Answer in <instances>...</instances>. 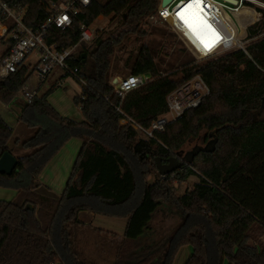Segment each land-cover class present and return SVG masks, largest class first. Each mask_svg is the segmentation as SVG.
<instances>
[{"label":"trees","instance_id":"16d2710c","mask_svg":"<svg viewBox=\"0 0 264 264\" xmlns=\"http://www.w3.org/2000/svg\"><path fill=\"white\" fill-rule=\"evenodd\" d=\"M23 2L28 6V26L38 27L50 15L45 0ZM159 2L93 0L87 7L78 5L69 27L49 29L46 41L62 50L76 45L82 25L91 26L100 16L121 15L127 25L116 35H100L91 45L83 46L81 53H88L87 60L77 52L69 59L66 75L72 73L78 80L88 81L83 84V93L75 97L83 120L62 116L49 102L48 94L35 97L27 102L21 119L37 128L36 135L10 143L14 128L0 113V156L6 151L13 154L19 147L32 150L17 156L13 174H0V181L14 179L16 190L12 200L0 199V264H69L63 253L67 242L63 241L62 249L57 247L55 227L59 225L64 236L69 225L79 223L80 211L107 214L82 202L88 196L96 198L102 208L133 205L116 264H175L180 248L188 245L192 252L184 264H264V240H259V235H264V37L248 44V53L233 50L204 61L182 59L186 46L175 50L168 61L166 56L159 58L148 44L129 56L125 60L131 66L129 73L152 75L122 101L125 112L144 126L168 111L167 94L193 75L201 74L210 87L200 106L169 122L156 138L137 142L134 130L120 124V114L105 99L109 95L111 102H121L114 96L110 81L111 70L120 61L115 47L131 32L142 30L140 24L148 23ZM260 11L262 18L248 28V38L264 33V10ZM5 42L7 49L0 59L13 44ZM28 72L22 64L18 71L0 78L1 103L10 104L17 97ZM29 111L36 115L27 114ZM202 132L211 150L201 151L182 168L148 181L157 169L158 157L167 161L179 155L184 145ZM71 137L81 139L82 145L65 189L57 197L39 177ZM115 144L131 151L140 163L144 185L134 200L137 176ZM191 176L198 181L178 193L173 181L185 182ZM39 208L51 211V216L42 221ZM158 211L167 213L166 218L181 219L173 234L158 237L151 225ZM74 264L84 263L75 260Z\"/></svg>","mask_w":264,"mask_h":264},{"label":"built area","instance_id":"2783aa9c","mask_svg":"<svg viewBox=\"0 0 264 264\" xmlns=\"http://www.w3.org/2000/svg\"><path fill=\"white\" fill-rule=\"evenodd\" d=\"M45 1L49 7L50 15L38 27H31L25 22L28 6L24 4L23 0H0V27L2 29L0 31V43L3 45V49L0 50V56L6 52L7 43L5 41H13L10 52L0 59V78H7L11 73L18 71L22 64L26 65L29 68L27 81L17 96H24L28 103L37 97L40 83L45 82L56 68H60L65 72L70 71L69 59L71 56L77 52L82 44H91L96 39L95 32L89 26L82 25L81 39L76 45L60 50L56 44L48 43L46 35L51 27L56 26L61 29L69 27L72 23V14L78 12V5L81 4L87 7L93 0ZM258 1L205 0V3L209 6L205 7L203 12L209 22L213 24L219 36L216 41H213L209 35L205 36L204 40L211 45L210 48H205L204 45L201 46L176 16V12L185 0H171L166 5L160 0L156 11L148 19L168 23L198 59L214 58L233 50H243L248 53V45L245 44L248 38V28L255 24L260 19V16L256 20L251 15L247 17L252 20L246 24L247 35L244 37L237 36L235 24L240 23L242 18L239 13L240 8L242 6H251L255 9ZM164 12H167L168 15H163L162 13ZM257 38L255 37L254 39ZM34 51H37V57L31 59L29 64L26 63L25 61ZM160 73L164 74L162 71ZM33 74L37 77V84H32L29 81ZM151 79L152 75L149 72L129 73L125 76H118L111 84L113 85L114 96L119 98L121 102H111V97L105 95V99L111 104L115 112L120 114V124L129 126L134 130L137 142L156 138V133L164 131L169 122L176 120L187 110L200 106L203 99L210 93V87L202 75H193L167 94L168 111L155 118L147 127L125 112L122 107V101L130 92L137 90ZM80 80L85 83L83 79Z\"/></svg>","mask_w":264,"mask_h":264},{"label":"rangeland","instance_id":"374dc122","mask_svg":"<svg viewBox=\"0 0 264 264\" xmlns=\"http://www.w3.org/2000/svg\"><path fill=\"white\" fill-rule=\"evenodd\" d=\"M255 9H253L251 6H242L240 8L239 13L241 14L242 18L240 20V23L235 24V27L237 30V36L244 37L247 35V29L245 27H246L247 22L252 20L250 18H247L249 15L253 16L254 20H256L258 16H260V19L262 18L263 13L260 11V9L263 10L264 7L258 4V5H255ZM147 20H148L147 24H145V23L140 24L139 27L142 29L141 31L131 32L130 34H128L124 38V40L119 45H117L115 47V55L117 56V59L118 58L120 59V61L117 64V67L114 66L111 70V80H110L111 83L113 81H115V79L118 76H125L129 72H131V66L126 65L125 60L129 56H131V57L135 56L140 51L141 46L143 44H148V45L152 46L158 52V57L161 58V57L166 56L167 61L169 59L172 60L171 54H173V52H176L175 50L183 48L186 46L185 43L179 38V36L171 29V27L169 26L168 23H166L164 21L163 22L162 21H154V20H150V19H147ZM89 28L93 32H95L96 37H98L100 35L107 37V36L118 34L123 29H126L127 25L123 23V19H122L121 15L110 14L108 16L98 17L91 24V26H89ZM186 28L189 30L188 27H186ZM144 31L146 32L145 34L142 33ZM189 32H191L193 34L192 31L189 30ZM201 35L204 39L207 34L201 32ZM193 36L197 39V41L199 42V44L201 46L204 45L203 43H201V40L197 38L196 35L193 34ZM261 37H264V33L260 34L258 36V38H261ZM254 41H255L254 38H247V40L245 41V44L248 45ZM91 44H82L78 48L76 54L81 53L83 46H89ZM185 48H186V50L182 54V59L193 57V58H195L196 61L207 60V59H198L187 48V46ZM1 49H3V45L0 43V50ZM81 54L82 55L86 54V60H87V54L88 53L82 52ZM36 57H37V51H34L31 54V56L25 62L29 64L31 59H35ZM56 75H57V72H54L53 74H51L47 78L46 82L42 86V89L40 90V93L41 92L44 93L45 90H48V88L51 87V85L55 82V81H53V82H51V81L54 80ZM29 81H31L32 84H37L36 75L33 74V76L30 78ZM85 83L88 84V81L85 80ZM85 83H83V84H85ZM81 93H82V82L80 80H78L76 78V76H74L72 73L71 74L69 73L68 77H66L63 80L61 85L56 86L50 92V94L48 95V100H49V102H51L53 104V106L56 108V110H58V112L61 113L62 115L68 116L70 118H74L76 120H82V119H84V114L81 110V106L75 102V97L77 95L80 96ZM19 97H20V99L18 101L16 100L17 99L16 98V99H14L13 102H22V100H23V102H26V99L24 96L20 95ZM0 110H1L2 115L5 118V120L12 127H14L16 130L15 135L13 136V139L10 142V143H13L16 140V135H19L17 133V131L19 129L18 124H17V118H16V116H14V114H12L11 112H8L3 106H1ZM262 115L264 116V112ZM42 121L47 123L46 121H48V120L42 119ZM48 123L50 125L52 124V123H50V121H48ZM37 131H38L37 129L36 130L34 129L31 132V137L35 136ZM204 134L205 133L202 132L198 138L193 139L191 141H188L184 145V147L180 150V153L177 156L181 159V158H183V156L188 151L192 150L196 145L205 146L207 144V141H204V136H205ZM29 135L30 134H28V136H23V138H22L23 141L28 140ZM102 139L109 143L108 138L103 137ZM67 142H66V144H67ZM114 146H115V148L119 149L120 151H122L125 154V156L128 158V160L132 164L134 171H135V174L137 176L138 191L136 192V195L132 199V200H134L138 197V195L141 191V188L144 185V180L142 178V170H141L140 163L136 160V158L134 157V155L131 151L125 149L124 147H120L117 144H115ZM18 149H20V151H15L16 155H27L32 151V150H28L27 148H23V147H19ZM67 154L68 153H66L65 155H67ZM77 155L74 159L69 158L67 155L64 158V160L62 159L60 162L57 163V165H58L57 169L55 166L52 167V162L50 163V161H49L46 164L44 170L48 167V164L50 163L49 166L52 168L47 171V174L52 175L55 172V170L58 173H63L64 172L63 167L66 169L69 166L70 167L69 174H68V178H69L71 171H72L71 169H73ZM44 170H43V173L46 171V170L45 171ZM51 172H52V174H51ZM159 175L160 174L158 173V171L156 169V171L153 172L152 176L149 177L148 181L149 182L155 181L159 177ZM59 177H61L64 181L63 174H60ZM196 181H198V178L196 176H191L185 182H178V181L174 180L173 184L176 186L178 193H183L186 190L191 189L193 184ZM13 182H14V179H10V178L1 179V181H0V199L12 200L15 197L16 190L14 188L15 186H14ZM66 183L67 182H63V184H61L62 186L59 185L58 186L59 188H55L56 191H59L60 195H61V193H63L65 186H66ZM60 191H61V193H60ZM165 210L167 211V209H165ZM166 214L167 213H164L162 211H158L154 215V218L151 222V225L156 230L158 237L173 234V231L177 227V221L178 222L181 221V219L177 216H174L173 218H171V217L166 218ZM168 216L169 215L167 214V217ZM170 216H172V215L170 214ZM107 217H111V216L105 215V217H104L105 219L102 222V224H99L95 221V223H97L96 225H101L102 227L106 228L105 222L107 223L111 220ZM259 240L263 241L264 235H259ZM183 248H184V246L181 247L179 252L177 253V256L175 258V264H184V262H183L184 261V254H183L184 251H182ZM186 248L189 249V246L188 247L186 246Z\"/></svg>","mask_w":264,"mask_h":264},{"label":"crops","instance_id":"0c3cea01","mask_svg":"<svg viewBox=\"0 0 264 264\" xmlns=\"http://www.w3.org/2000/svg\"><path fill=\"white\" fill-rule=\"evenodd\" d=\"M54 72H57V75L55 76L54 80H52L51 82L53 81L55 82L51 85L50 88H48V90H45L44 93L41 92L42 94L40 93V90L42 89V86L46 81L40 83L38 86L37 97H41L45 94L49 95L50 92L56 86H60L63 80L66 77H68L66 75V72L60 68H56L51 74H53ZM82 93H83V83H82ZM16 98L15 99L17 101L20 99L19 96H17ZM13 101L10 104H3L0 102V108L1 106H3L8 112H11L12 114H14V116H16L17 124L19 127L17 131L19 135H16V140L19 139L23 141L22 139L23 136H28V134H30L29 138H32L33 136L31 137V132L34 129L36 130L37 128L27 125V123L25 122L26 119H21V115L24 113V109L26 107L27 102H23V100L22 102H13ZM0 113L2 114L1 110ZM27 114H30L31 116L36 115L35 111H29L27 112ZM76 121H81V120H76ZM15 132L16 130L14 128V135ZM65 144L62 146L61 150L58 151L54 155V157H52V159L50 160V163L52 162V167L55 166L56 169L58 167L57 163L60 162L62 159L64 160V158L67 155L71 159H74L76 157V155L79 153V150L81 148L82 141L77 137H71L67 142V144L66 145ZM15 151H20V149H16ZM15 151L13 152V154L16 157L19 156L15 154ZM66 153L68 154L65 155ZM50 163L48 164V167L45 169L46 171L44 170L45 172L41 173L39 180L44 186H48L49 188H51V191L54 193V195L59 197L61 195L59 194V191H56L55 188H59L58 187L59 185L63 184V182H67L70 167L68 166L66 169L63 167L64 169L63 173H58L55 170L53 174L51 172L52 175H48L47 171L52 168L49 166ZM60 174H63L64 181L61 177H59ZM82 202H87L95 206L96 208L104 209L105 212H107V214L111 216L107 218L111 220L107 223L105 222L106 228L102 227L101 225H96L97 223L102 224V222L105 219L104 217L105 215L107 216V214L97 213L96 211L86 210V209L82 210L78 214L79 223L75 225L74 224L69 225V228H67L69 229V231L67 230V232L64 233V236L62 235L63 232L60 230V226L58 225L55 227L54 238H55V242L57 243V247L62 249L64 246L63 243L65 241L67 242L66 245L68 249L67 250L63 249L64 251L63 253H64V257L66 258L69 264L72 263L74 264L75 260L78 263H84V264H116L118 258L119 245L124 238L125 230L128 223L127 215L129 211L132 209L133 205L125 204L120 206L102 208L96 204L98 203L97 199L92 196L82 198ZM51 214L52 212L47 209L44 208L38 209V216L42 221L48 219L51 216ZM95 221L97 223H95ZM68 240H70L71 242L70 244L68 243L69 242ZM182 251H184L183 262H185L192 252V247L189 246L188 249L186 248V246H184Z\"/></svg>","mask_w":264,"mask_h":264},{"label":"snow or ice","instance_id":"6c2138e0","mask_svg":"<svg viewBox=\"0 0 264 264\" xmlns=\"http://www.w3.org/2000/svg\"><path fill=\"white\" fill-rule=\"evenodd\" d=\"M205 0H185L183 5L176 12V16L181 22L201 40L205 48H210L211 45L203 39L201 32L211 36L213 41L219 39L218 33L212 23L203 12L205 7H208ZM163 15L167 16L168 13L164 12ZM65 19H67L65 17Z\"/></svg>","mask_w":264,"mask_h":264},{"label":"water","instance_id":"95a60500","mask_svg":"<svg viewBox=\"0 0 264 264\" xmlns=\"http://www.w3.org/2000/svg\"><path fill=\"white\" fill-rule=\"evenodd\" d=\"M171 0H162L164 5L168 4ZM236 1V0H232ZM264 10V9H263ZM83 57H86V54H83ZM211 150L210 144L205 146L196 145L192 150L188 151L183 158H179L176 155H172L169 157L167 161H163L162 158L158 157L156 159L157 162V171L160 175L165 176L170 174L177 169L183 167L185 163H190L193 161L194 157L198 155L201 151H209ZM18 158L9 151L4 152L0 156V174L11 175L16 170L18 165Z\"/></svg>","mask_w":264,"mask_h":264},{"label":"bare ground","instance_id":"6f19581e","mask_svg":"<svg viewBox=\"0 0 264 264\" xmlns=\"http://www.w3.org/2000/svg\"><path fill=\"white\" fill-rule=\"evenodd\" d=\"M257 4H259V5H261V6L264 7V3H263V2L258 1ZM241 17H242V16H241ZM1 30H2V29H1V27H0V31H1ZM196 40H197V39H196Z\"/></svg>","mask_w":264,"mask_h":264}]
</instances>
